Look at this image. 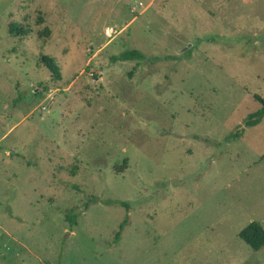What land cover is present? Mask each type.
Instances as JSON below:
<instances>
[{"label": "rangeland", "instance_id": "1", "mask_svg": "<svg viewBox=\"0 0 264 264\" xmlns=\"http://www.w3.org/2000/svg\"><path fill=\"white\" fill-rule=\"evenodd\" d=\"M256 95L264 0H0V264H264Z\"/></svg>", "mask_w": 264, "mask_h": 264}, {"label": "trees", "instance_id": "2", "mask_svg": "<svg viewBox=\"0 0 264 264\" xmlns=\"http://www.w3.org/2000/svg\"><path fill=\"white\" fill-rule=\"evenodd\" d=\"M42 24H44V20L42 17H39L37 20V25H42ZM31 33L32 30L28 25H24L22 23H15V22L9 25V34L12 37L21 39L30 35ZM38 35L40 39H43L45 41L51 37V31L50 29L45 28L43 31L39 32ZM144 60H146V56L138 50H128L119 56H114L111 58V61L113 63L128 62V61H144ZM40 63L50 72L53 81H61L62 79L61 70L54 58L50 56L42 55L40 58ZM132 75L133 73L131 72L129 76ZM254 99L260 105V108L246 117L243 126L238 127L236 132L233 134L234 139L240 138L245 128L256 127L260 125L264 120V97H260L256 95ZM105 204L121 205L123 207L128 208L127 203L121 201H108L105 202ZM65 218L66 221L69 222L72 228L77 225L76 223H77L78 215L68 214L66 215ZM127 222H128V217L124 220L123 224L120 226L119 231L115 235V244H119L121 240L122 230L124 228V225L127 224ZM239 237L253 251H260L264 247V229L258 222L250 223L246 228H244L240 232Z\"/></svg>", "mask_w": 264, "mask_h": 264}]
</instances>
